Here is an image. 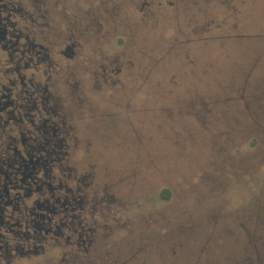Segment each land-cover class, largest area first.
Segmentation results:
<instances>
[{"label": "rangeland", "instance_id": "obj_1", "mask_svg": "<svg viewBox=\"0 0 264 264\" xmlns=\"http://www.w3.org/2000/svg\"><path fill=\"white\" fill-rule=\"evenodd\" d=\"M5 1L25 36L0 43V98L12 78L43 101L79 202L61 238L10 264H264V0H162L151 26L89 37L73 15L111 0Z\"/></svg>", "mask_w": 264, "mask_h": 264}, {"label": "trees", "instance_id": "obj_2", "mask_svg": "<svg viewBox=\"0 0 264 264\" xmlns=\"http://www.w3.org/2000/svg\"><path fill=\"white\" fill-rule=\"evenodd\" d=\"M8 67L7 75L15 69L10 64ZM13 81L9 78L8 92ZM22 96L20 103L15 104L17 110L13 115L9 110L13 106L4 107L7 101L0 98V123L14 125L7 138L10 145L7 149L16 145L19 150L15 156L5 153L6 150L0 152V264H10L18 256L42 250L47 222L53 224L54 215L59 211L65 212L61 215H66V221L73 219L78 209L73 190L60 184L53 174L61 176L66 167L61 165L59 154L51 152V145L60 147L63 143L50 141L43 135L49 127L48 122L33 113L43 114L44 108L33 101L28 92ZM27 142L32 145L29 144L31 153L23 152ZM24 191L34 195V201L27 203Z\"/></svg>", "mask_w": 264, "mask_h": 264}, {"label": "flooded vegetation", "instance_id": "obj_3", "mask_svg": "<svg viewBox=\"0 0 264 264\" xmlns=\"http://www.w3.org/2000/svg\"><path fill=\"white\" fill-rule=\"evenodd\" d=\"M5 0H0V43L3 48L8 47V44L13 45L12 51L15 53L19 50L17 48V43L18 40L22 37L25 36V34L20 33L18 24L15 20H11V15H13L14 18H17L18 16H23L22 13L19 12V9H22L21 6H18V8H11L9 5L11 2H4ZM225 3H228V0H222ZM103 3V1H101ZM42 4H46V2H42ZM19 5V4H18ZM230 5V4H229ZM33 8L36 10H39V7L36 4L32 5ZM93 6V5H92ZM231 9L235 10V7L229 6ZM173 9L165 6L162 2V0H111L108 5L102 4L101 6H93L89 7L81 12V14L78 15H73L76 17V24L79 29L83 32V35H87V37L92 36L94 33L101 31L104 29L105 25L112 21H116L115 23L117 24H134V25H140V26H151L155 22L156 16L158 17L160 14H168V12H172ZM5 12L6 16H2V13ZM28 23L34 27L36 21L32 17L31 14H29L28 17ZM114 24V23H113ZM199 26V29L202 30L201 33H208L205 34L206 37L211 36L210 31L212 29H215L219 24L215 23V20L212 18L204 19L203 21L197 23ZM200 37V35H198ZM193 39H190L188 42L192 41ZM195 41V40H193ZM205 44H207L208 40L203 41ZM33 47V43L31 45V48ZM31 51V50H30ZM73 49V44H68L66 46V51L64 52L65 55L70 56L72 53H74ZM22 53V52H21ZM28 64L24 65V68L28 67ZM30 65V64H29ZM17 70V68H15ZM18 71V70H17ZM113 74H117V72L113 71ZM12 73V72H11ZM110 72H108L105 67L103 66L101 68V74L103 77H107L106 74L109 75ZM19 75L18 73H14L13 75ZM105 74V75H104ZM115 74V75H116ZM10 75V73H9ZM16 80V79H15ZM13 86H12V91L8 92V94H4L3 97L5 98V101L7 103L5 104L4 107L7 106H14L15 105V99L16 100H22L23 96L21 95V91L17 90L15 92L16 86L18 87V82L13 81ZM21 83V79H20ZM29 96L35 101V93L29 91L28 92ZM41 103V106H43V101H39ZM46 111V110H45ZM50 113V112H49ZM39 114H41L39 112ZM53 112H51L50 115H52ZM41 117V116H40ZM43 119L47 122L48 119L43 117ZM48 129L49 132H52V134H56V124L51 123V120L49 119L48 122ZM46 130V131H47ZM45 131V132H46ZM47 134V133H46ZM48 140L53 141L50 137H46ZM60 142V140H59ZM54 149V148H53ZM55 150V149H54ZM31 146L30 145H24L23 152L25 153H31ZM19 150L17 149L16 145L12 146L11 149L8 148V150L5 151V153H8L9 155L15 156L17 155ZM57 152L61 155H59L60 158V163L63 165V151H54ZM65 159V158H64ZM65 166V170L61 173V176L57 177V173L54 172L55 178H57V181L61 184H64V186L69 187L70 190L72 191L75 187H70L66 182L65 178H69L71 176V169L67 165ZM57 174V175H56ZM54 176L52 178H54ZM25 190H27L26 187H23ZM18 194V193H17ZM24 197H29L30 194L29 192L24 191ZM33 195H31L32 197ZM30 198V197H29ZM34 201V200H33ZM77 205L79 204L78 200L76 201ZM79 209V208H78ZM65 212L59 211L58 213H55L54 218L56 221L53 222V224L47 222L48 227L46 229V237L44 238L43 241V246L45 245V242L48 241V238H53V239H59L63 236V231L61 228L64 227H69V223H72V221L67 220L66 221V215H61ZM64 217V218H63ZM49 221H51V218H49ZM52 228V230L50 229ZM53 235H56L55 237ZM44 249V247H43Z\"/></svg>", "mask_w": 264, "mask_h": 264}]
</instances>
